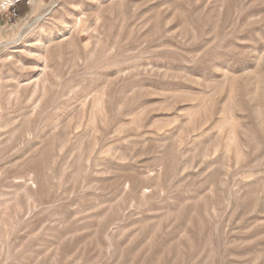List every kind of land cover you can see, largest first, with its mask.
<instances>
[{
    "label": "rangeland",
    "instance_id": "1",
    "mask_svg": "<svg viewBox=\"0 0 264 264\" xmlns=\"http://www.w3.org/2000/svg\"><path fill=\"white\" fill-rule=\"evenodd\" d=\"M0 264H264V0L0 16Z\"/></svg>",
    "mask_w": 264,
    "mask_h": 264
},
{
    "label": "built area",
    "instance_id": "2",
    "mask_svg": "<svg viewBox=\"0 0 264 264\" xmlns=\"http://www.w3.org/2000/svg\"><path fill=\"white\" fill-rule=\"evenodd\" d=\"M34 0H0V16L9 22H15L19 17L17 6L23 4L29 7Z\"/></svg>",
    "mask_w": 264,
    "mask_h": 264
},
{
    "label": "crops",
    "instance_id": "3",
    "mask_svg": "<svg viewBox=\"0 0 264 264\" xmlns=\"http://www.w3.org/2000/svg\"><path fill=\"white\" fill-rule=\"evenodd\" d=\"M31 6V5H30ZM28 7L27 6H25V5H23V4H19L18 6H17V13H18V17L20 18V15H21V10L22 9H27Z\"/></svg>",
    "mask_w": 264,
    "mask_h": 264
},
{
    "label": "bare ground",
    "instance_id": "4",
    "mask_svg": "<svg viewBox=\"0 0 264 264\" xmlns=\"http://www.w3.org/2000/svg\"><path fill=\"white\" fill-rule=\"evenodd\" d=\"M37 3V2H36ZM36 5H38V4H36Z\"/></svg>",
    "mask_w": 264,
    "mask_h": 264
}]
</instances>
